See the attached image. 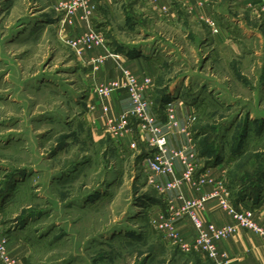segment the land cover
Returning a JSON list of instances; mask_svg holds the SVG:
<instances>
[{
    "label": "rangeland",
    "instance_id": "obj_1",
    "mask_svg": "<svg viewBox=\"0 0 264 264\" xmlns=\"http://www.w3.org/2000/svg\"><path fill=\"white\" fill-rule=\"evenodd\" d=\"M93 5L91 24L108 52L130 41L159 50L157 122L167 114L157 108L163 91L191 106L189 136L197 152L220 156L234 198L264 165V27L261 49L259 39L236 37L232 47L217 42L211 51L196 40L199 31L191 37L187 22L174 25L138 0L130 32L119 8L109 15L104 3ZM56 12L43 0H0V188L18 174L0 213L10 254L24 264H213L202 252L164 241L153 226L150 201L158 196L146 185L140 157L152 151L148 137L132 120L138 132L127 147L107 133L99 138L86 106L94 102V67L84 56L101 46L77 56L61 39ZM231 12L245 16L236 5ZM74 28L66 30L69 38L78 36Z\"/></svg>",
    "mask_w": 264,
    "mask_h": 264
},
{
    "label": "crops",
    "instance_id": "obj_2",
    "mask_svg": "<svg viewBox=\"0 0 264 264\" xmlns=\"http://www.w3.org/2000/svg\"><path fill=\"white\" fill-rule=\"evenodd\" d=\"M62 1L63 0H43L45 9L55 10V12V5ZM95 1L98 3H104V5L108 7L109 15L115 14V12H117V8H119V12L126 24V30L130 32L135 29L134 27L136 26V23L132 21L131 16L137 9V7L133 5L134 0H90L91 3ZM138 2L141 3L140 0H138ZM158 5L167 6L170 8V12L167 15L158 10H155V12L165 16L168 21L177 26H182L183 22H187L189 27L190 25L193 27V30L189 29L188 31L191 34V37L195 38L196 36L193 37L192 35L195 34V31H199V38L197 39L196 37V40L200 41V43H206V46H210L211 51L213 50V43L217 42L218 45L220 44L221 49L227 48L228 46L232 47V44L230 43L236 42V37H238L241 41L250 38L253 40L259 39L260 41H258V44L260 45V49L262 47V36H260V34L262 26L264 27V0H206V2H203L200 5L196 2L190 3L191 7L188 11L185 10L182 5L175 2L161 0ZM233 5H236L244 11L245 16L243 19L238 18L235 14H231V8ZM248 13L253 16H249ZM138 15L142 14L138 13ZM182 18L184 20H182ZM207 20H213L217 23L220 27L219 33H211L207 25ZM196 24H202V26L200 25V29L197 28ZM85 30L86 26L84 24L77 25L76 28H74L75 33L78 35ZM141 43L138 41H130L129 43H126L125 47H119L121 50H117L114 53L108 52V47H98L97 49L95 48L90 52L85 53L84 57L88 60V63L91 62V60L98 59V57L103 58V61L96 66L93 72H90L92 77L89 86L114 80L121 75V69L133 72V74L140 80L149 77L153 83V92L150 96V112L155 118L153 111L154 106L152 107L153 98L158 93L160 88L156 85L157 80L155 75L157 74L154 70L159 62H163L164 58L157 59L160 57V54L158 53L159 50L150 49L149 45ZM260 49L259 51H261ZM262 51L264 52V48H262ZM83 64L84 61H81L80 65ZM89 66H91V64H89ZM169 94L171 95L172 93ZM170 100L171 98H169L167 102L172 104L171 107H173V112L176 114V126L172 130L170 129L166 132L167 147L171 150L183 151L188 155L190 153L195 154L197 174L193 178V182L183 184L180 191L172 190L168 191L164 196L157 194L158 197L151 198V209L149 211L150 218L156 217L158 213L166 214V207L168 204H171L175 208L178 207L180 205V202L177 200L178 194H181L185 199H195L200 197V195L209 193L212 190V185L207 183L199 186L196 185L199 174L206 175L213 180L221 178L224 179L226 175V168L223 167L221 163H217L215 166H210L205 169L203 168L202 161L204 160L200 157L199 152H197L194 141L192 137L189 136L188 132L191 124L190 118L192 117V107H184L183 103L178 102V100L174 101L173 98L172 101ZM107 105L109 106L108 116L113 119H116L117 116L131 107L129 97L124 92L115 94V96L108 100ZM166 105L167 104L165 103V107ZM87 114L91 115V122L96 129L95 131H99V138L105 136V122L102 117L101 107L97 106L93 112H88ZM165 123L166 119L163 122H160V125H165ZM129 127L130 131L121 137L122 139L120 144L122 143V147H127L123 143L127 139H131L134 136L132 135L133 132H138L134 123H132ZM115 146L121 147L118 144ZM174 169L175 176L179 178L183 169L177 160H174ZM169 178V176L163 177L162 181H166ZM262 195H264V191ZM200 217H202L204 222L211 223L215 226H223L233 223L232 219L227 216L220 207L214 204V202L205 206L204 210L200 214ZM256 220L258 224L264 228V205H259L257 207ZM174 229L176 233L179 234L182 241L191 242L196 237L194 228L188 218L184 217L176 220L174 222ZM2 235L4 236L5 234H3L0 229V237ZM5 237L10 245V236L5 235ZM216 246L220 251L226 254L228 259L227 264H264V246L260 237L252 231L239 228L233 236L219 240ZM15 260L16 264H24V258H21V260Z\"/></svg>",
    "mask_w": 264,
    "mask_h": 264
},
{
    "label": "built area",
    "instance_id": "obj_3",
    "mask_svg": "<svg viewBox=\"0 0 264 264\" xmlns=\"http://www.w3.org/2000/svg\"><path fill=\"white\" fill-rule=\"evenodd\" d=\"M140 1L165 15L170 12V8L167 6L158 5L161 0ZM165 1L179 3L187 11L191 7L190 3L196 2L200 5L206 2V0ZM54 9L60 15L58 22L59 33L61 36L64 34L61 39H65V42L75 50L77 56H80L83 51L85 52L91 47H106L101 31L95 29L91 24L96 8L90 0H63L57 3ZM75 19L78 20L79 25L84 24L86 30L75 38H69L66 30L76 26ZM207 25L212 34L219 33L220 27L215 21L207 20ZM102 61V57L91 60L94 67L93 70ZM152 87L153 83L149 77L140 80L133 72L121 69L119 77L93 86V97L90 95L89 101L94 100V102L86 106H88V112H93L97 106L101 107L105 131L115 145L119 144L121 137L130 131L129 126H131L132 120L139 122L138 126L148 137V145L152 149L142 160L143 169L146 171V184L158 195L164 196L168 191H180L183 184L193 182V178L197 174V163L195 154L190 153L188 155L183 151L168 149L166 132L176 126L174 112L172 109L167 108L171 107L172 104L167 103L166 123L165 125H160L150 112ZM121 92L127 94L131 107L127 111L122 112L116 119H113L108 116L109 106L107 102L115 94ZM190 119L191 121L194 120L192 117ZM129 147L133 149L135 142L133 141ZM174 160H177L183 169L179 178L175 176ZM166 176L170 178L162 181V178ZM205 183L212 185V190L209 193L200 195V197L195 199H185L181 194H178L177 200L180 202L178 207L175 208L168 204L166 214L158 213L156 217L150 218L155 229L163 236V240L169 241L170 244L175 245L184 252L191 249L202 252L213 264L228 263L226 254L220 251L216 245L219 240L233 236L239 228L256 233L264 246V228L256 220L257 207L247 209L242 207L241 204L236 207L231 198L230 190L224 184V179L222 178L213 180L206 175L199 174L196 185L199 186ZM211 202L220 207L232 219L233 223L215 226L204 222L200 214L205 206ZM184 217L189 219L196 234V237L191 242L182 241L174 229V222ZM0 263L16 264L15 258L10 254L8 240L5 235L0 237Z\"/></svg>",
    "mask_w": 264,
    "mask_h": 264
},
{
    "label": "trees",
    "instance_id": "obj_4",
    "mask_svg": "<svg viewBox=\"0 0 264 264\" xmlns=\"http://www.w3.org/2000/svg\"><path fill=\"white\" fill-rule=\"evenodd\" d=\"M264 82V74L262 75V81L261 83ZM169 99L168 94H166L165 91L161 93V95L157 99V108L160 110H164L165 103ZM111 141V140H110ZM148 153L142 152L141 154V160L144 159V157ZM200 157L203 158L204 163H203V168H207L210 166H215V164L221 162L220 156L215 154L211 159L207 157V154L205 152H200L199 153ZM23 172H19V175H23ZM18 174H13L10 176V178L4 183L3 187L0 188V213L3 211V204L4 200L7 198V196L13 191V187L16 182V178ZM227 178V179H226ZM229 175H225V180H228L229 183L227 182L226 186L228 189L231 187V183L233 181L229 180ZM242 188L235 196L232 198L234 205L237 207L239 204H243L244 206L248 205L250 203L251 206L249 207H255L258 206L260 202H262V193L264 191V165L263 167L259 170V172L254 173V176L248 180V184H242L240 185ZM232 188V187H231ZM210 264H212L210 262Z\"/></svg>",
    "mask_w": 264,
    "mask_h": 264
}]
</instances>
